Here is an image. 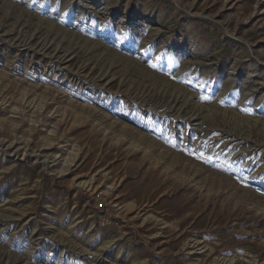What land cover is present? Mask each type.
I'll list each match as a JSON object with an SVG mask.
<instances>
[{
    "label": "rangeland",
    "instance_id": "374dc122",
    "mask_svg": "<svg viewBox=\"0 0 264 264\" xmlns=\"http://www.w3.org/2000/svg\"><path fill=\"white\" fill-rule=\"evenodd\" d=\"M0 264H264V0H0Z\"/></svg>",
    "mask_w": 264,
    "mask_h": 264
},
{
    "label": "snow or ice",
    "instance_id": "6c2138e0",
    "mask_svg": "<svg viewBox=\"0 0 264 264\" xmlns=\"http://www.w3.org/2000/svg\"><path fill=\"white\" fill-rule=\"evenodd\" d=\"M152 67H155L154 65H152Z\"/></svg>",
    "mask_w": 264,
    "mask_h": 264
}]
</instances>
